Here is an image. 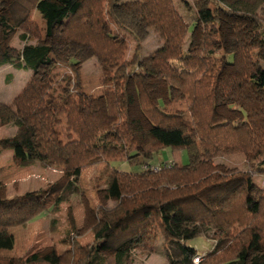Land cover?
Masks as SVG:
<instances>
[{"label":"trees","instance_id":"1","mask_svg":"<svg viewBox=\"0 0 264 264\" xmlns=\"http://www.w3.org/2000/svg\"><path fill=\"white\" fill-rule=\"evenodd\" d=\"M117 1L16 0L0 10V64L32 71L13 101L0 104V127H16L13 135L0 140V147L14 149L13 158L21 166L64 167L62 176L40 192L0 199V242L12 227L27 225L69 201L79 189L84 165L136 160L142 166L136 172L113 167L119 199L111 208L98 207L93 243L83 245L75 238L62 254L0 256V264H128L133 251H146L158 234L165 235L168 264H264V188L254 182L255 175L264 177L261 3L196 0L195 20L187 23L174 0H126L121 6L138 15L163 42L145 56L138 42L127 60V39L117 40L110 26L121 24ZM212 4L256 25L251 30L242 21L233 24L232 59L218 58L219 20ZM33 11L43 23L44 38L53 37L62 26L64 44L88 47L101 63L115 69L101 79L106 115L99 97L82 91L77 70L72 87L71 81L64 83L65 77L52 72L54 45L28 42L43 37L31 19ZM19 28L24 29L22 49L6 43ZM195 30L198 41L186 48ZM146 76L166 86L169 102L188 101L191 119L164 110ZM130 81L149 123L145 130L135 128L130 118ZM219 107L238 110L242 118L232 119ZM63 125L66 139L59 129ZM142 137L151 143L142 144ZM155 143L186 150L190 161L152 169L149 159L158 151ZM236 153L244 155L246 169L217 170V157ZM199 235L211 239L213 247L195 263L198 249L188 240Z\"/></svg>","mask_w":264,"mask_h":264},{"label":"rangeland","instance_id":"2","mask_svg":"<svg viewBox=\"0 0 264 264\" xmlns=\"http://www.w3.org/2000/svg\"><path fill=\"white\" fill-rule=\"evenodd\" d=\"M14 1L16 0H2L0 2V10L2 12L6 11ZM125 1L118 0L115 8L116 16L121 24L113 22L110 26L117 40L123 37L127 39L128 47L125 54L127 60H130L134 55L138 42L142 45V53L144 56L159 49L163 42L160 36L151 27L146 25L138 15L121 6ZM195 1L174 0L177 9L184 16L187 23L195 20ZM228 1L233 2L235 0ZM246 1L250 3L260 2L261 5L258 13L264 18V0ZM223 7L225 6L223 5ZM212 8H216L214 4H212ZM215 11L219 20L220 39L217 55L220 60L227 55H231L236 49V43L232 40L233 24L235 22L242 21L251 30H256V25L249 19L230 16L222 8H216ZM31 19L41 29L40 35L42 34L43 37L42 40L39 38L29 39L28 42L38 44L41 41H45L46 44L54 45L56 56H53L54 63L51 67L52 72L60 75L61 78L65 77L66 81L64 83L71 81L72 87L77 78L75 72L77 70L80 75L82 91L99 97L101 111L106 115L105 102L102 98L103 87L101 85V79L105 72L109 70L114 71L115 69L101 63L88 47L64 44L62 26L56 29L53 37L46 39V36L44 38V33H42L43 23L39 21V17L35 11L32 12ZM23 30L19 28L11 39L6 40V43L17 49H22L25 45V41L20 38ZM31 36L35 35L31 34ZM3 37V28L0 26V42L4 39ZM198 37L199 32L197 30L190 32L185 47L194 46L198 41ZM259 54L261 63L264 65V51H261ZM230 69L231 66H227V70ZM31 76V70H19L8 63L0 64V104L11 103L15 96L26 86ZM146 82L152 96L158 100L159 105L164 110L173 113L178 112L189 120L191 119L188 101L171 103L168 100L166 86L151 76H146ZM128 93L131 97L129 114L134 127L145 130L149 127V123L141 112L137 92L132 81L128 85ZM219 112L232 119L242 118V113L238 110L219 107ZM59 129L63 133V138L66 139L65 125L59 127ZM15 130L16 127L10 124L1 126L0 140L13 135ZM141 140L144 145L151 143L149 138L142 137ZM153 146L158 149L153 157L149 159V163L153 167H160L164 163L175 161L177 151H173L169 147H161L159 143H155ZM178 151H182L180 152L182 153V158L177 159V161L188 163L190 161L188 152L186 150ZM13 156L14 149H2L0 147V199H10L26 193H38L58 180L63 174V166L44 167L40 163L21 166L14 160ZM135 161H112L111 165L107 161H103L98 164L84 165L78 183L79 189L71 196L70 200L63 202L59 210L42 215L27 225L12 227L10 229V236L0 242V256L30 257L33 254H38L42 257L50 258L53 251L62 254L67 249H70L75 238L83 245L93 243V227L98 222V207L104 206L111 208L119 199L118 192L115 189V181L112 180L113 167H117V169L122 171H140L142 166L135 163ZM215 165L217 170L224 173H231L236 170L246 169L247 167L245 157L240 153L217 157L215 159ZM254 182L264 188L263 176L255 175ZM188 243L197 247L198 255L195 257L199 260L213 247V241L204 235L191 238L188 240ZM164 246L165 235L158 234L154 244L148 246L146 251H133L132 258L128 264H168ZM103 254H110V252L104 251Z\"/></svg>","mask_w":264,"mask_h":264},{"label":"built area","instance_id":"3","mask_svg":"<svg viewBox=\"0 0 264 264\" xmlns=\"http://www.w3.org/2000/svg\"><path fill=\"white\" fill-rule=\"evenodd\" d=\"M172 163H173V162H170V164H172ZM144 168H145V169L148 168V165H144ZM151 168L154 169V170H158L160 167H159V166H156V167H155V166H154V167L152 166ZM195 262H196V263L199 262V259H196V257H195Z\"/></svg>","mask_w":264,"mask_h":264},{"label":"crops","instance_id":"4","mask_svg":"<svg viewBox=\"0 0 264 264\" xmlns=\"http://www.w3.org/2000/svg\"><path fill=\"white\" fill-rule=\"evenodd\" d=\"M180 152H182V151H177V153H176V159H174L176 162L179 161V160L177 161V159H181L182 158V153H180ZM179 163H182V162H179Z\"/></svg>","mask_w":264,"mask_h":264}]
</instances>
